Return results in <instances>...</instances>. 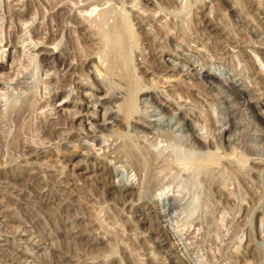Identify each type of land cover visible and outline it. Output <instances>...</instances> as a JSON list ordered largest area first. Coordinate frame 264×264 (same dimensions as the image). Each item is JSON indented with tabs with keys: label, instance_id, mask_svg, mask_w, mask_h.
<instances>
[{
	"label": "rangeland",
	"instance_id": "374dc122",
	"mask_svg": "<svg viewBox=\"0 0 264 264\" xmlns=\"http://www.w3.org/2000/svg\"><path fill=\"white\" fill-rule=\"evenodd\" d=\"M163 1L99 0L77 28L59 9L69 0H0V168L13 164L0 177V264H264V0H189L180 12ZM98 8L128 12L129 65L154 97L138 93L129 122L95 142L82 138L89 89L77 82L112 87L91 78ZM191 149L220 160H177Z\"/></svg>",
	"mask_w": 264,
	"mask_h": 264
},
{
	"label": "bare ground",
	"instance_id": "6f19581e",
	"mask_svg": "<svg viewBox=\"0 0 264 264\" xmlns=\"http://www.w3.org/2000/svg\"><path fill=\"white\" fill-rule=\"evenodd\" d=\"M46 2H49L51 4V6H55V4L57 2H59V0H45ZM82 1H84L83 3H81ZM99 1V0H97ZM96 0H69V2L64 5V4H59L60 8H65L66 6L69 5V7L67 8V10H63L62 12H67V16L70 17L74 22H75V27L77 28H84V24L82 17H85V14L83 12H92L96 9V6L98 5V2ZM107 1V0H106ZM189 0H169V1H163L161 3H158L157 8L159 10L162 9H171L172 10H179L178 12H180V9L185 10L186 7H191L190 2H192V0L190 2H188ZM198 1V0H197ZM196 0H193V2H197ZM244 3L247 6H250L251 4H254V0H243ZM61 2V0H60ZM101 2V1H100ZM99 2V3H100ZM183 2V3H182ZM218 4H220L223 8L225 9H234L236 7L237 4H234V2H230L229 0H217ZM259 2V1H258ZM264 2V1H262ZM48 3V4H49ZM107 3V2H106ZM105 4V3H103ZM133 4V3H131ZM196 4V3H195ZM240 4V3H239ZM101 5V4H99ZM111 5V4H110ZM260 5V4H259ZM8 6V5H7ZM112 6V5H111ZM132 6V5H131ZM49 7V6H48ZM101 7V6H100ZM122 7V6H121ZM198 7V4L196 5V8ZM111 8V7H110ZM123 8V7H122ZM121 8V9H122ZM57 10V9H56ZM110 10H114V9H110ZM116 10V9H115ZM128 10V9H127ZM143 10V9H142ZM187 10V9H186ZM224 10V9H223ZM235 10V9H234ZM60 12V10H58ZM107 8H98L97 10V15L98 16H94L90 19V23H92V25L95 28V34L98 36V41L101 42V46H102V51H97V53L94 56V59L90 57L94 60L91 59V67H94V74L92 80L93 81H99L102 79H105L104 81H106L107 83H109L110 86H106L107 88H104L105 86H100L97 84H88L87 82H77V86L78 88L81 87L82 90L84 91V89H89V91L86 90V93L84 94L85 96V101L83 100V98L80 99V103L79 105H85L87 107V111L85 113L80 112L78 109L75 110L73 113L76 115V113H79L78 117L81 116V120H83V117H85L87 120L89 119L90 121H88L89 123V127H87V130L85 129L84 131H82V138L85 140V137L87 136H91V139L95 142L98 141L99 139V135L98 133H101L102 130L107 129L109 127L112 126H119L120 123H122V119H124V121L129 122V118L132 116V114H135V104L137 101L136 96L138 93H140L141 95H145V97H147L146 95L149 96H153L154 94L152 93L151 88H149L148 86L145 85V87H141L138 84L139 81H137V79L139 77H135L132 74L134 67H131L129 65V62L132 61L130 60V54L131 51L134 49H132V46L134 44V40H135V36H137L136 32H134L133 30V22L132 19L129 18V14L128 12H126V10L124 12H115L113 15H110V11ZM117 11V10H116ZM119 11V10H118ZM157 10H155L156 12ZM33 12V11H32ZM44 12V11H43ZM113 12V11H112ZM57 13V12H56ZM56 13L51 14L54 18V15L56 16ZM81 13V14H80ZM190 13V12H188ZM14 17H22L25 18V14L21 13V12H14L12 11V13ZM59 14V13H58ZM82 15L81 18L78 15ZM95 14V15H96ZM60 15H62L60 13ZM98 17V18H96ZM131 17V16H130ZM154 17V16H153ZM85 18H88V16H86ZM111 18V19H110ZM56 19H58L56 17ZM69 19V18H68ZM67 19V20H68ZM19 20V19H18ZM110 20V21H109ZM157 20V19H156ZM160 20V19H159ZM55 21V20H54ZM59 21V20H58ZM70 21V20H68ZM86 21V20H85ZM19 22V21H18ZM27 21H22L21 22V26L23 23H25ZM51 22V21H50ZM158 22V21H157ZM28 23V22H27ZM55 23V22H54ZM65 23V22H64ZM69 23V22H68ZM67 23V24H68ZM29 25L31 23H28ZM52 24V22H51ZM70 24V23H69ZM89 24V23H88ZM87 24V25H88ZM72 25V23H71ZM90 25V24H89ZM88 25V27H89ZM173 25V24H172ZM58 26V25H57ZM74 26V23H73ZM23 27V26H22ZM46 27V26H45ZM180 27V26H179ZM34 28V25H33ZM92 28V29H91ZM178 28V27H177ZM35 29V28H34ZM90 29L94 31L93 27L90 26ZM147 29V28H146ZM162 29V28H161ZM170 29V28H169ZM75 30V29H74ZM33 31V30H32ZM169 31V30H168ZM50 32V31H49ZM53 32V31H52ZM76 32V31H74ZM80 33V32H78ZM91 33V32H90ZM164 33V32H163ZM48 34V33H46ZM81 34V33H80ZM86 34V33H84ZM93 34V35H95ZM170 34V33H169ZM173 34V33H172ZM49 35V34H48ZM157 35V34H156ZM54 36V35H53ZM81 36V35H80ZM29 37V36H28ZM34 37V36H33ZM86 37V36H84ZM88 37V36H87ZM20 38V37H19ZM31 38V37H29ZM90 39V37H88ZM95 38V37H94ZM1 40V39H0ZM30 40V39H28ZM34 40V39H33ZM79 40V39H78ZM3 41V39H2ZM62 41V40H61ZM88 41V40H87ZM96 41V40H95ZM18 42V41H17ZM40 42V41H37ZM42 42V40H41ZM31 43V42H30ZM36 44V42H35ZM46 44V43H45ZM96 44H99V42ZM16 45V43H15ZM23 45V44H22ZM58 45V42H55L53 47H56ZM137 45V44H136ZM34 46V45H33ZM39 46V45H38ZM61 46V45H60ZM78 46V45H77ZM2 45L0 46V50L2 49ZM58 47V46H57ZM66 47V46H65ZM81 48V47H79ZM99 48V46H98ZM134 48V47H133ZM136 48V47H135ZM22 49V48H21ZM56 49V48H53ZM91 49V48H90ZM78 50V49H77ZM81 50V49H79ZM84 50V49H83ZM89 50V49H88ZM88 50L86 51V53L88 52ZM53 51V50H52ZM94 51H96V49H94ZM77 52V51H76ZM79 53V52H78ZM85 53V52H83ZM91 53V51H90ZM93 54V51L92 53ZM34 55V54H33ZM81 57V55H78ZM87 57V55H85ZM2 57V55L0 54V58ZM84 57V56H82ZM138 58V57H137ZM82 59V58H80ZM83 60V59H82ZM89 61V60H87ZM3 62V61H2ZM95 62V63H92ZM72 63V62H71ZM132 65V63H131ZM90 66V65H88ZM83 68V67H82ZM147 68V67H146ZM84 69V68H83ZM79 70V69H78ZM88 70V69H87ZM141 70V69H140ZM91 72V70H89ZM88 72V71H87ZM81 73V72H80ZM139 73V72H138ZM135 74V72H134ZM115 78V80L121 84L115 83L114 81H112V79ZM85 79V78H84ZM140 79V78H139ZM169 79V78H168ZM64 80V79H63ZM91 80V81H92ZM165 80V79H164ZM230 80V79H229ZM87 81V80H86ZM103 82V81H102ZM72 83V82H71ZM92 83V82H91ZM103 84V83H102ZM106 84V83H105ZM45 85V84H44ZM76 85V84H75ZM144 85V84H143ZM229 85H231V87L235 90L234 92L241 94L243 92V88H241V86H239L238 84H236L235 82H231ZM80 88V89H81ZM104 89V94L103 96H100L98 94H96V92L98 91H102ZM73 91V90H72ZM165 91V90H164ZM82 92V91H81ZM157 92V91H156ZM102 93V92H101ZM170 93V92H169ZM69 94V93H68ZM157 94V93H156ZM180 94V93H179ZM36 96V95H35ZM77 96V95H76ZM51 97V96H50ZM71 97V96H70ZM69 97V98H70ZM19 99V98H18ZM17 100V99H16ZM34 101V99L32 100ZM16 102V101H15ZM26 102V101H25ZM91 102V104H93L94 109L97 106H100L101 111L103 109V113L102 116L99 114H96L95 111H92L93 109L91 108V111H88V106L91 107V105H89V103ZM248 102V101H247ZM1 103V102H0ZM14 103V102H13ZM70 103H73V101H70ZM159 103L163 106V107H169L168 104H166L165 102H163L162 100H159ZM34 104V103H33ZM76 104V103H75ZM16 105V104H15ZM97 105V106H96ZM160 105V106H161ZM10 106V105H9ZM31 106V105H29ZM10 108V107H9ZM24 108V107H23ZM21 107V109H23ZM171 108V107H170ZM57 109V108H56ZM0 111H1V105H0ZM3 111V110H2ZM83 111V110H82ZM256 111V110H255ZM175 112V111H174ZM258 112V111H257ZM53 113V112H52ZM69 113V112H68ZM2 115V114H1ZM5 115V114H4ZM11 115V114H10ZM75 115H70L71 119L72 117L74 118ZM26 116V115H25ZM76 117V116H75ZM77 117V118H78ZM133 117V116H132ZM138 117V116H137ZM4 118V117H3ZM20 118V117H19ZM18 118V119H19ZM68 118V117H67ZM7 119V118H6ZM20 120V119H19ZM1 123V121H0ZM3 123V122H2ZM26 124V123H24ZM127 124V123H126ZM132 125V124H131ZM3 126V125H2ZM16 126V125H15ZM117 126V127H118ZM128 126V125H127ZM125 126V127H127ZM19 127V126H18ZM124 127V128H125ZM1 128V126H0ZM27 128V127H26ZM29 128V127H28ZM83 128V127H82ZM114 128V127H113ZM49 129V128H48ZM111 129V128H110ZM109 129V130H110ZM235 129V128H234ZM1 131V130H0ZM23 131V130H22ZM26 131V130H25ZM28 131V130H27ZM3 132V130H2ZM140 132V131H139ZM79 133V132H78ZM80 134V133H79ZM138 134V133H136ZM230 134V133H229ZM2 135V134H1ZM0 135V154L3 155V153L5 151H7L9 149V143L6 142ZM27 135V134H26ZM101 135V134H100ZM158 135V134H157ZM201 135V134H200ZM3 136V135H2ZM146 137V136H145ZM231 137V136H230ZM141 138V137H140ZM203 138V137H202ZM28 139V138H27ZM32 139V138H31ZM80 139V138H79ZM132 139V138H131ZM12 140V139H11ZM37 140V139H36ZM43 140V139H42ZM82 140V139H81ZM81 141L79 143L81 144H85V141ZM133 140V139H132ZM154 140V139H153ZM9 141V140H7ZM76 141V140H75ZM41 142V141H40ZM58 142V141H57ZM89 142V141H88ZM152 142V141H151ZM41 143H44L41 142ZM55 143V142H54ZM101 143V142H99ZM156 143V142H155ZM96 144V143H95ZM150 144V143H149ZM68 145V144H67ZM69 146V145H68ZM124 146V144H123ZM235 146V145H234ZM98 147V146H97ZM128 147V145H127ZM155 147V146H154ZM99 149V148H98ZM103 149V148H102ZM180 149V148H179ZM198 149V148H197ZM36 150V149H35ZM127 150V149H126ZM144 150V149H143ZM159 150V149H158ZM213 150V149H212ZM215 150V149H214ZM47 151V150H46ZM108 151V150H107ZM151 151V150H150ZM178 150L175 151V153ZM126 152V151H125ZM133 152V151H132ZM231 152V151H230ZM150 153V152H149ZM155 153V151H154ZM225 153V152H224ZM228 153V152H227ZM37 154V153H36ZM130 154V153H129ZM229 154V153H228ZM144 155V154H143ZM146 155V154H145ZM155 155V154H154ZM168 155V154H166ZM230 155V154H229ZM228 155V156H229ZM233 155L235 156V158L237 159V161L244 162L245 161V156L242 153H235V151H233ZM165 156V155H164ZM232 155H230L231 157ZM144 157V156H143ZM177 160L180 161L183 164H192V165H196V166H205L208 164H213V166L219 162L220 160V154L216 151H210L207 150L204 152L202 151H197V150H186V152L184 153H179L176 154ZM113 158V157H112ZM170 158V157H169ZM233 158V157H232ZM153 159V158H152ZM151 159V160H152ZM167 159V158H166ZM175 159V158H174ZM228 159V158H227ZM154 160V159H153ZM176 160V161H177ZM232 160V159H231ZM156 161V160H155ZM236 161V162H237ZM261 161V160H260ZM5 164H7V167L4 168H0V177L4 176L7 177L9 176L8 173L11 171L13 164L11 161H7L4 160ZM21 162V161H20ZM26 162H30V161H26ZM221 162V161H220ZM25 163V162H24ZM157 163V162H156ZM180 163V164H181ZM21 164V163H20ZM136 164V163H135ZM243 164V163H242ZM161 165V164H159ZM223 165V164H222ZM240 165V164H239ZM172 166V165H171ZM217 166V165H216ZM224 166V165H223ZM245 166V164L243 165ZM154 167V166H153ZM195 167V166H194ZM206 167V166H205ZM241 167V166H240ZM239 167V168H240ZM15 168V167H14ZM202 168V167H201ZM208 168V167H206ZM204 168V170L206 169ZM210 168L211 165H210ZM217 168V167H216ZM158 169V168H157ZM188 169V168H186ZM191 169V168H190ZM199 169V168H198ZM245 169V168H244ZM142 170V169H141ZM193 170V169H192ZM201 170V169H200ZM202 171V170H201ZM198 172V171H197ZM219 172V171H218ZM221 173V172H220ZM207 175V174H206ZM221 175V174H220ZM107 176V175H106ZM209 176V175H208ZM117 180V179H116ZM161 185V184H160ZM163 186V185H162ZM165 186V185H164ZM164 188V187H163ZM162 190V188H161Z\"/></svg>",
	"mask_w": 264,
	"mask_h": 264
}]
</instances>
